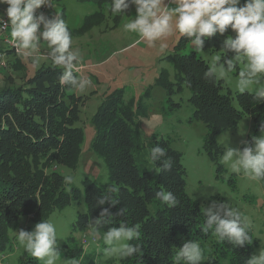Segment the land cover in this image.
Returning a JSON list of instances; mask_svg holds the SVG:
<instances>
[{"label":"trees","instance_id":"obj_1","mask_svg":"<svg viewBox=\"0 0 264 264\" xmlns=\"http://www.w3.org/2000/svg\"><path fill=\"white\" fill-rule=\"evenodd\" d=\"M80 2L93 3L101 10L111 8V0ZM243 3L241 0V6ZM131 7L125 15H130ZM44 13H47V8ZM121 17L116 15V23ZM60 18L65 20L64 8L57 14L56 19ZM104 20L103 11L96 12L85 17L79 28L69 31L72 37L81 36ZM229 34L235 36L229 28L224 35L206 38L204 50L222 53L223 40ZM188 41L187 37L181 36L174 48L175 53L167 58L177 72L176 89L161 79L157 82L166 90V114L180 107L172 103V95L178 93L182 86L190 91L188 102L193 107V114L189 121H201L206 126L203 150L216 163L221 151L215 137L234 129L243 116L253 121L256 132L260 131L264 127V102L259 103L253 94L245 92L236 95L239 110L235 109L230 93H222V81H210L204 77L208 65L195 52L179 53ZM10 55L16 56L7 51L6 56ZM231 55L225 53L221 62ZM62 71L60 67L42 66L22 85L0 89V258L10 249V233L18 229L21 219L26 218L36 225L80 197L84 199L86 212L77 216L73 230H89L90 221L98 218L102 210L97 201L107 186H116L119 189L116 198L120 203L104 205L110 207L114 220L112 224L104 225L101 232L108 228L118 229L120 223L141 225V254L131 260H119L117 264H173L177 249L192 240H198L205 250L203 264H246L257 248L253 233L250 244L234 247L227 241L219 242L211 231L203 230L204 216L199 204L185 193L181 155L169 142L151 137L152 144L146 147L145 155L151 148L163 147L167 157L172 159L171 170L157 173L153 170L157 165L151 163L149 169L144 168L137 157L140 141L134 129V119L140 113L144 115L145 108L125 104L122 90L106 94L90 120L94 129L90 150L105 163L107 184L99 186L85 179L81 190L65 189L64 177L54 168H77L84 133L75 126L80 121L82 97L73 94L67 85L59 84L58 77ZM251 144L249 139L244 147ZM158 166L161 165L158 163ZM217 172H223L220 165H217ZM161 187L175 195L178 200L175 207L162 204L156 198L155 193ZM121 208H125L126 213L117 216ZM66 243L69 256L66 255L65 259L77 257L81 264H85L81 260L82 248L75 244V240L69 236ZM18 264H39V261L23 251Z\"/></svg>","mask_w":264,"mask_h":264},{"label":"clouds","instance_id":"obj_2","mask_svg":"<svg viewBox=\"0 0 264 264\" xmlns=\"http://www.w3.org/2000/svg\"><path fill=\"white\" fill-rule=\"evenodd\" d=\"M50 0H0L6 4L5 12L0 14V29L8 34L10 42L22 56L28 59L31 66L39 69L42 59L51 61L53 67L63 69L58 77L61 85L84 93L93 87L92 80L82 75L83 56L79 49L73 48L72 34L67 22L63 19H47L37 10ZM135 5L136 17L123 24L127 33H135L134 44L147 41L155 46L157 41L172 36L175 31L187 37L193 50L203 56L206 38L224 35L231 29L235 36L229 34L223 40L222 54L208 58V68L204 77L210 81L230 78L237 73L236 88L239 93L254 89V99L264 102V0H111L110 11L113 15H125ZM5 16L7 20H5ZM42 26V27H41ZM41 41L47 45L48 51L41 53ZM167 44L161 43L159 51L165 53ZM225 53L231 58L223 59ZM243 65L241 70L238 66ZM220 144L224 153L220 162L226 165L231 173L242 175L250 181H264V127L261 135L252 138V145L242 150L229 147L227 135L221 137ZM149 163L157 165L153 170L160 173L171 170L172 159L167 157L166 150L157 146L149 149L145 158ZM158 163L161 166H158ZM64 183L71 185L78 180L75 173L64 176ZM116 186H107L97 204L102 208L99 217L90 221L88 228L93 243L102 240L105 246L102 253L105 259L131 260L141 254V225L120 223V227L108 228L101 232L104 225L114 220L109 206L119 204ZM156 198L169 207H175L178 200L171 191L163 187L155 193ZM204 216L203 230L211 231L219 241L236 246H244L252 242L251 232L254 224L250 216L238 207L228 204H213L202 209ZM125 208L116 215L124 216ZM16 235L18 247L40 261L41 264H81L80 259L62 260L57 250L58 231L51 220H41L33 231L19 230ZM135 240V243L130 241ZM204 248L198 240L183 244L175 252L173 264H202L205 259ZM246 264H264V250L259 255L251 256Z\"/></svg>","mask_w":264,"mask_h":264},{"label":"rangeland","instance_id":"obj_3","mask_svg":"<svg viewBox=\"0 0 264 264\" xmlns=\"http://www.w3.org/2000/svg\"><path fill=\"white\" fill-rule=\"evenodd\" d=\"M43 6L47 8V13H42L47 19L52 20H56L58 12L64 8L65 21L70 30L79 28L85 17L96 12L103 11L105 15V20L93 27L91 31L72 37L73 48L79 49L83 56L84 68L81 74L89 77L94 86L84 93L72 91L77 97H82V102L79 104L80 121L75 126L82 129L84 139L79 164L75 170L66 167L54 168L63 177L69 173H75L78 176V180L71 185H66L65 189L69 190L73 187L81 190L85 179L99 186L107 184L106 165L90 150V144L94 138V129L90 120L106 94L114 90H122L125 104L145 108L144 115L140 113L134 119V129L139 134L138 141H140V152L137 157L144 168H150L149 162L145 159V152L146 147L152 144L151 137L169 142L170 146L181 155L187 196L199 204L201 212L202 209L213 204L223 203L238 207L250 216L254 224L252 233L257 241L254 255L258 256L260 251L264 250V181H250L242 175L231 173L228 167L220 162L225 149L219 140L226 134L229 147L241 150L249 139L252 140L254 136L259 137L261 130L256 132L253 121L248 116H243L234 129L222 132L215 137L216 145L221 151L219 160L215 163L203 150V139L207 134L206 126L201 121H189L193 114V107L188 102L191 94L186 87L182 86L178 93L171 96L172 103L179 104L180 107L166 114L168 107L166 90L157 81L161 79L171 83L176 89L177 72L167 58L175 53L174 48L182 36L178 30L172 36L157 41L155 46H150L147 41L134 44L138 38L137 35L125 32L123 24L130 19H135V5H132L130 15L121 17L118 23L115 21L116 15L108 13L110 8L101 10L93 3H82L80 0H50ZM43 43L41 41L39 51L46 53L47 45ZM161 43L167 44L165 53L159 51ZM191 52L195 51L190 41L179 51L182 55ZM204 52L207 57L219 54L211 50H204ZM196 56L208 65L206 56L199 53H196ZM3 62L4 66L0 67V89L22 85L24 80L37 70L23 56L21 58L6 56ZM50 65L52 66L50 60L42 59L40 67ZM242 68L243 65L238 66V70ZM237 78V73L234 72L230 78L219 81L223 83L222 93L229 92L232 106L239 110L236 95L241 93L236 88ZM253 91L254 89H249L246 93L253 94ZM217 165L221 166L222 173L217 172ZM230 179L233 184H229ZM85 212L84 199L80 197L63 210L55 211L49 216L48 219L57 226L59 238L57 250L61 259L66 260L65 256H69L66 239L71 236L75 244L82 248L83 263L117 264L119 260L115 258H104L102 249L105 246L102 240L97 238V241L93 243L89 230L82 232L73 230L77 216ZM34 228L35 225L29 223L26 218L21 219L18 229L10 233V249L0 258V264H18V258L24 250L17 246L15 234L21 229L31 232ZM39 264H41L40 261Z\"/></svg>","mask_w":264,"mask_h":264},{"label":"built area","instance_id":"obj_4","mask_svg":"<svg viewBox=\"0 0 264 264\" xmlns=\"http://www.w3.org/2000/svg\"><path fill=\"white\" fill-rule=\"evenodd\" d=\"M6 8H7L6 4H0V14L4 13ZM45 11H46V8L42 7L40 8V11L37 10V15ZM5 20H7L6 16H5ZM7 51L13 52V54H15L18 57L22 56V54H20L15 48V46L10 42L7 32L0 29V67L4 66L3 60L6 57Z\"/></svg>","mask_w":264,"mask_h":264},{"label":"crops","instance_id":"obj_5","mask_svg":"<svg viewBox=\"0 0 264 264\" xmlns=\"http://www.w3.org/2000/svg\"><path fill=\"white\" fill-rule=\"evenodd\" d=\"M18 58V56H16Z\"/></svg>","mask_w":264,"mask_h":264}]
</instances>
